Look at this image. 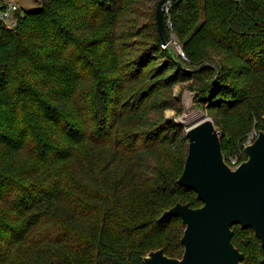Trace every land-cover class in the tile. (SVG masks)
I'll return each instance as SVG.
<instances>
[{"label":"trees","instance_id":"1","mask_svg":"<svg viewBox=\"0 0 264 264\" xmlns=\"http://www.w3.org/2000/svg\"><path fill=\"white\" fill-rule=\"evenodd\" d=\"M145 1L40 0L15 28L0 20V264L183 255L182 218L161 216L203 202L178 182L189 140L165 116L184 110L176 84L193 80L227 161L264 130V0H171L166 40L160 0L137 20ZM233 230L243 263L263 264L254 230Z\"/></svg>","mask_w":264,"mask_h":264},{"label":"water","instance_id":"2","mask_svg":"<svg viewBox=\"0 0 264 264\" xmlns=\"http://www.w3.org/2000/svg\"><path fill=\"white\" fill-rule=\"evenodd\" d=\"M169 1L160 0L156 9L164 40V6ZM185 129L189 146L178 182L195 190L203 204L192 207L178 202L165 210L161 219L179 215L185 225L183 255L172 257L159 248L144 255V263L244 264L245 254L232 241L234 225L253 229L264 246V130L245 145L246 159L232 168L223 154L220 131L208 113Z\"/></svg>","mask_w":264,"mask_h":264},{"label":"rangeland","instance_id":"3","mask_svg":"<svg viewBox=\"0 0 264 264\" xmlns=\"http://www.w3.org/2000/svg\"><path fill=\"white\" fill-rule=\"evenodd\" d=\"M18 4H20V6L22 7V10L25 11H30L33 10L35 8H37L39 6V2L40 0H15ZM169 3L167 2L166 5H168ZM154 5V1L153 0H146L145 2L141 3L140 5H138L136 7L137 9V13H136V17L137 20L142 24L145 22H148V20L150 19V15H151V8ZM165 11L168 12L169 11V7L165 8ZM174 36V35H173ZM165 46V45H164ZM170 47L174 48L175 51L179 52L183 57L184 53H181V46L180 44L177 43L176 40H174L173 42L170 43ZM192 81H185V82H181L178 83L174 86V93L176 95L180 94L181 95V100H182V104H183V112L181 114H177L176 111L172 108L167 109L165 111V116L168 118H173L175 119V121L181 125H183L184 127L187 126V123L191 120H194V118H192L191 115H193L194 113L196 115H200L203 113H208L207 110L201 109L199 108L195 102H194V92L191 90V83ZM209 114V113H208ZM209 116L211 117V115L209 114ZM212 118V117H211ZM218 130L220 131V128L217 126ZM256 130H253V132L255 133V131L257 132V135L259 133V130L257 128H254ZM186 130V129H185ZM252 132V133H253ZM256 135V137H257ZM251 136V133L249 134V137ZM248 137V139H249ZM255 137V138H256Z\"/></svg>","mask_w":264,"mask_h":264},{"label":"built area","instance_id":"4","mask_svg":"<svg viewBox=\"0 0 264 264\" xmlns=\"http://www.w3.org/2000/svg\"><path fill=\"white\" fill-rule=\"evenodd\" d=\"M20 11L21 6L15 0H0V20L7 28L13 29L17 26ZM181 53L183 54L182 50ZM256 135V131L255 133H251V136L247 140L246 144L252 142ZM237 161V158H232L227 162L232 168H235L239 164Z\"/></svg>","mask_w":264,"mask_h":264},{"label":"bare ground","instance_id":"5","mask_svg":"<svg viewBox=\"0 0 264 264\" xmlns=\"http://www.w3.org/2000/svg\"><path fill=\"white\" fill-rule=\"evenodd\" d=\"M192 116V118H194L195 117V119L194 120H191V121H189L188 123H187V126L189 125V124H191L193 121H195V120H198L199 118H200V116H201V114L200 115H196L195 113L193 114V115H191Z\"/></svg>","mask_w":264,"mask_h":264},{"label":"crops","instance_id":"6","mask_svg":"<svg viewBox=\"0 0 264 264\" xmlns=\"http://www.w3.org/2000/svg\"><path fill=\"white\" fill-rule=\"evenodd\" d=\"M20 5V4H19ZM22 8V7H21Z\"/></svg>","mask_w":264,"mask_h":264}]
</instances>
